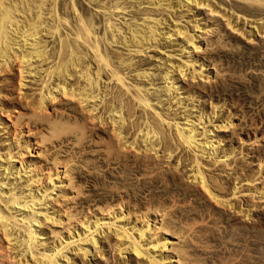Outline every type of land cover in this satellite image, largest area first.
<instances>
[{
  "label": "bare ground",
  "instance_id": "obj_1",
  "mask_svg": "<svg viewBox=\"0 0 264 264\" xmlns=\"http://www.w3.org/2000/svg\"><path fill=\"white\" fill-rule=\"evenodd\" d=\"M244 42L260 62L264 0H0V264L236 262L264 132L206 93Z\"/></svg>",
  "mask_w": 264,
  "mask_h": 264
},
{
  "label": "rangeland",
  "instance_id": "obj_2",
  "mask_svg": "<svg viewBox=\"0 0 264 264\" xmlns=\"http://www.w3.org/2000/svg\"><path fill=\"white\" fill-rule=\"evenodd\" d=\"M78 1H80V3H82V4L85 2V0H78ZM226 3L228 4L226 7H228V8L232 7V6H230V5H232V3H228V2H226ZM85 7H86V9L89 10V7H87L86 5H85ZM91 13H93V12H91ZM98 18L101 19V17H98ZM231 39L228 37L227 42H229V40H230V43H232L233 45H236L237 42L234 39L233 40H231ZM246 45L248 46L250 44L245 43V42L241 43V47H239L240 50L237 49L236 51H234V49H232V51H231L230 50L231 48H230L228 52H226L224 54H221L220 57L217 58V60L215 62L220 66V69L225 74H224V77L222 79L220 78V82H218L219 83L218 84L219 85L218 91L211 90V91H208L210 94H208V92L206 93V95L208 97V98L206 97V100H207L206 104L210 103L209 105L212 106V102H213L214 98H215V100L217 99L218 101H222L223 104L227 103L226 105L233 110V115L236 114V117H235L236 123H239V125L241 123L242 124L245 123L247 125V126L244 125V127H243L244 129H246V127L248 128V125L250 124L249 121H251V119H253V120L258 119L257 120V124H258L259 127L261 126L259 128V131L263 134V132H264V93H262V92H264V89H263L264 88V56H263L264 54H262V57L260 59L261 61L258 62V63L254 62V61L253 62L246 61V58H247V55L249 54V52L250 53H252V52L257 53L256 52L257 49H260V46L258 47L257 45L256 46L255 45H250V47H249L250 50H248ZM251 47H253V48H251ZM244 58H245V61H244ZM261 86H262V88H261ZM219 90H221V91H219ZM213 94H215V95H213ZM243 119H246V120H243ZM250 128H248V130ZM252 129H254V128H251L250 130H252ZM263 143H264V140H263ZM263 146H264V144H263ZM86 176H88L87 177L88 181L87 180L84 181V184H85L84 187H85L86 191L90 192L91 189L94 188L93 182H94V178H96V177L95 176H89L87 174H86ZM103 180H104L103 178H100L101 183L106 182V181H103ZM140 182L141 181L139 180V178L134 180V183H137V186L140 184ZM147 183H148L147 184L148 187H150L149 181H147ZM183 184H185V183H183ZM160 186H162V185H160ZM148 187L146 186V187H144L143 190L142 189L141 190L144 191ZM102 193L103 192L101 191V192L97 193V195L102 196ZM88 194L94 196L96 193H88ZM147 194H148L147 192L145 194L140 193V196L142 198H146ZM202 201L203 200H201V201L199 200L201 205H202L203 202H206V201H203V202ZM199 202H198V204H200ZM190 204H192V202ZM190 204H186L187 206L184 205L185 207L184 206H182V207H184V209L187 207V209L189 211L193 210V209L197 210V208L195 206L197 204H195V202H194L195 205L194 204L190 205ZM260 205H262V204H260ZM206 209H207V207H206ZM206 209H204V210H206ZM211 211H212V209H211ZM224 212L225 211H223V213ZM225 213H226L227 216L229 215V217H227L224 214V216H226L228 218L227 220H229V218L232 217V216H230L231 215L230 212H225ZM206 214H207V212H206ZM218 217L219 216H217V218H215V219H218ZM212 219H214V218H209V221H207V222L208 223L211 222V221L213 222L214 220H212ZM207 222H205V223H207ZM262 222H264V209L263 210H259V212L256 213V218L254 219V221L251 220L250 222L249 221L245 222V220H242V219L237 221V224L239 223L238 226L240 225L239 228L241 227V225H243L242 229L246 228V230H245L246 234L244 232V229L242 230V232L240 231L241 234L244 233L245 235L242 234L240 236V234L239 235L237 234L235 236L233 233H237V232H235L233 230V228L229 229L230 232H231L230 233L231 236L228 235V233H229V232L227 233V231H228L227 227L228 226L223 224V223L218 225V227L221 226L220 228L214 227L213 226V225H215L214 223H212V224L209 223L208 226H205V227L207 228V227H209V225H212L211 226L212 231H213L214 228L216 230H218L217 232H216V230H215V232L213 231L215 234H217V236H221V233H222L223 234L222 237H224V234H225L226 237L227 236L230 237V238H228V237L226 238L228 240L232 239V234H233V238L234 239H235V237L237 238V240L235 239L236 241H238L240 238H241V240L244 239V237L247 235L248 237L246 236L245 239H247L246 241L248 243H246L245 240H242V241L239 240L238 244H237V242L235 243V244L239 245V247H237L238 248V252L239 251H241V252L243 251V252H242V256L240 255V257L237 258L236 262H233V264H238V263L239 264L240 263L250 264L253 261V260H250V259H252L253 255H254L253 258L257 255L256 257H259L264 262V260H263L264 259V256H263L264 255V252H263L264 251V240L260 241V246H258L259 248H257V245L254 242V238H252V234L254 233V227L256 225L257 226L260 225V223H262ZM205 223H200L201 225L199 224L198 226H200V227L202 226L203 227V224H205ZM238 226H236V227H238ZM207 229H210V228H207ZM220 229H221V231H220ZM226 229H227V231H226ZM252 229H253V231H252ZM247 230L250 231V234L247 232ZM212 231H210V233ZM262 231L264 232V228H263ZM210 233H208V234H210ZM243 235H244V237H243ZM249 239H251V240H249ZM243 244H244V247H243ZM214 245L212 244L211 246H214ZM232 248L228 249L229 251H226L225 247L224 248H220V249L216 248V250H214V252L211 249V250L208 251V252H210L209 253L210 256L207 255V257L211 258L212 256H214L213 254L216 253V251L219 252V251H221V249H223L222 251L230 252V250L232 251ZM237 248H233V251L237 250ZM213 249H214V247H213ZM251 250H253V251H251ZM258 251H259V253H258ZM261 254H262V256H261Z\"/></svg>",
  "mask_w": 264,
  "mask_h": 264
}]
</instances>
